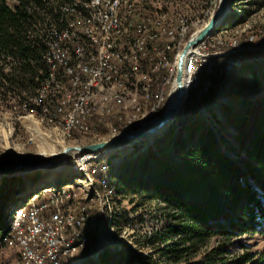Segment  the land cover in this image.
<instances>
[{
    "label": "rangeland",
    "instance_id": "1",
    "mask_svg": "<svg viewBox=\"0 0 264 264\" xmlns=\"http://www.w3.org/2000/svg\"><path fill=\"white\" fill-rule=\"evenodd\" d=\"M217 5L216 0H140L141 8H138V10H144L145 8V11L149 12L150 10H154V8H160L162 12L152 13L150 19L151 21L155 20V22L151 24L149 32L138 33L131 31L121 37H117L120 39L115 44V55L123 53V50L130 49L126 45H133L138 40L142 45L141 52L146 55L145 57L138 56L141 59L140 62L143 67L149 71L153 67L154 79L159 78L160 71L164 72V77L159 83V86L164 82L165 90L160 92V88L158 87L156 96H163V100L156 105L157 108L159 107L162 110L164 102L168 97L167 92L172 87L175 75L174 63L186 41V36L190 35L193 30L203 27L217 8ZM160 20L166 23L157 24L161 22ZM214 30L205 35L202 38V42L212 43L214 46H220V48H240V50L229 49L223 52H212L209 57L207 55L202 56L197 61L195 55H191V79L199 82L203 76L202 80L204 82H211L209 89L213 88L214 90L216 87L218 91L209 102L199 105L195 113L199 119H202L204 124L214 128L215 131H221L227 141L228 147H233L235 141L233 134L235 131L226 118L231 116L233 112L241 113L245 104L257 105L264 99V0L232 1L221 23ZM147 35L152 36V38H147ZM154 40H156V43ZM146 41L155 43V46L158 42L159 44H163L160 61H157V56H154V52L147 50L145 45ZM90 48L89 46L84 47L85 54L82 58L83 63L84 61L91 60L89 54ZM92 49L95 50L94 48ZM133 49L135 50V48ZM245 50H252V52L247 55L245 53L234 55V53ZM195 52H199V48ZM91 54L93 57L94 53ZM239 56L243 57L239 58ZM76 58L78 57H70L71 63H74ZM242 59L245 61L243 62ZM92 61H94L93 58ZM222 62H225L223 66H221ZM85 64L93 67L92 62H85ZM196 65L201 67V72L204 71V75L199 71H195ZM215 68H217L218 76L213 75L211 77L212 69ZM218 68H220L219 72ZM212 84L214 87H212ZM125 85L128 88L129 82L125 83ZM35 90L34 92L26 90L21 92L19 97H22V99L17 98L16 94H4L2 91L0 92V167L12 164L13 161L24 157H37L41 153L48 155L49 151H60L63 146L73 147L111 140L127 132L109 133L105 134L103 139L98 137L95 140H89L79 135H71L65 132L57 123L44 125L42 121L43 114H37L33 110V115L24 117L35 123L32 126L31 132L35 141L29 143L27 140H30L32 136L29 135V130L25 129L28 120H13V117L24 115L23 107L17 110L10 107L20 105L19 103L26 97L32 96L33 98V94L36 92ZM59 93H62L61 89H59ZM62 98L63 96L59 95L61 104L63 103ZM108 99L104 105L106 108L109 107ZM78 101L79 99L72 100L71 96H65L64 106L62 105L60 108L62 113L58 112L60 116L57 119H62L65 117V113L72 111L74 104ZM88 102H91V99H88ZM67 106L70 107V110L66 108ZM132 106H126L125 108L121 106L120 109L112 106L110 111L102 107L106 112L104 118L107 117L105 124L111 123L109 117H114V115L116 117L125 115V118L130 119L133 123L144 121L145 124L150 119L157 118L158 114L156 112L153 113V111L150 112V109H142L138 114ZM262 107L264 108V105ZM90 113L94 114L93 111ZM8 125L13 144L11 146L8 145V148H6V138H8L6 136L9 135ZM100 130L104 131L102 129ZM153 138L142 140L135 144L128 143L109 147L105 150L107 152L104 153L101 150L100 152L82 154L78 156V161L74 158L70 159L69 156L65 155L62 157V161L69 163V165L65 166V172H56L58 171L57 169L54 171L50 170L53 168L48 166L49 160H47L48 165L43 168L29 171L18 170L13 173L2 174L0 175V187L1 190L5 191L2 194L5 199L0 204V214L6 208L10 209L9 215H11V210L16 205H25L29 199L36 198L39 203H44V209L38 214V221L40 223L47 220L50 222L51 215L54 212L57 210H65H62L63 208H60L57 204L50 202V196L46 197V195L51 193L56 197L57 194L63 195L62 192H66L67 189L74 187L76 188L74 189V197H64L61 201L66 200V204L75 211L83 207L88 210L89 214L90 210L94 211V205H96L97 212L98 210L100 212V208H102V215L99 214L100 217L96 221L92 218L85 227L87 229L83 233L89 238V243L79 250L77 257H63L64 259H61L62 262L68 261L69 264H72L70 263L72 258L73 264H105L106 257L108 259V256H106L108 253L114 250L124 249L136 256L134 264H239L244 254H247L249 257V261L244 264L257 263V258L260 255H264V238L260 237L259 234L241 235L232 238L229 242L222 241L219 238H212L208 244L201 247L195 253L185 254L178 259L172 253L165 254L163 252L168 247V242L158 246L148 242L147 236L149 232L157 228L161 223L160 218L150 207H145L135 212L130 211L127 214L128 220L121 221L119 219L121 222H119L118 226L115 227L113 225V220L116 218V215H120L123 209H129L127 200L117 196L114 177H112V183L109 184V188L111 189L109 195L104 196L102 192H98L96 189L99 186L96 181L104 179L106 171H102L103 173L98 179L94 178L95 174L93 172L100 171L104 165L99 163V166H97L96 163L98 162L92 160V163L95 162L93 167L90 161L86 163L85 160L91 158L93 155L101 154L102 156L110 158L112 163L117 166L119 161L127 157L129 153H136L144 149L145 144H148ZM50 148L54 150H50ZM83 158L85 159L82 160ZM79 160L82 161L81 169L78 168L80 164ZM83 177H90L92 179V183L94 184V186L92 185L93 189H90V187L82 183L81 178ZM53 180L58 181L57 185L52 186L55 187V191L49 192L50 190L47 189L48 192H45L46 187L50 185L49 182L52 184ZM57 186L64 187L57 189ZM80 188L84 189L85 193L90 194L89 196L92 199L90 197V199H83L84 194L80 191ZM96 193H98L99 199L95 198L94 195ZM21 199L22 201L18 202ZM24 211L27 213L28 209L24 208ZM108 223L109 226L113 227L112 231L108 229ZM125 223L129 226L124 225ZM114 229H117L119 232L116 234V230L114 231ZM71 230L72 228L69 226H64L61 229H54L52 233L54 237L59 236L60 233L67 236ZM86 232L88 233L86 234ZM51 240L54 241L55 246L58 245L59 238ZM89 245H91V250L88 248ZM7 247L10 249L0 246V264H21L15 250L8 245ZM42 252L43 250L37 252L39 258ZM137 256H141L142 258L139 259ZM44 260L43 258V262Z\"/></svg>",
    "mask_w": 264,
    "mask_h": 264
},
{
    "label": "trees",
    "instance_id": "2",
    "mask_svg": "<svg viewBox=\"0 0 264 264\" xmlns=\"http://www.w3.org/2000/svg\"><path fill=\"white\" fill-rule=\"evenodd\" d=\"M54 9L56 5L41 0H17L13 7L0 0V92L22 99L21 92L38 88L47 66L41 58L45 32L37 26L43 25L45 16L53 18ZM201 73L204 75V71ZM163 75L160 71L158 79L152 78L154 100ZM213 75L218 76L216 69ZM201 79L190 83L172 123L146 143L144 149L121 159L112 173L117 196L126 199L129 206L116 215L113 225L128 220L130 211L150 207L161 223L149 232L148 242L156 246L168 242L163 252L178 259L195 253L212 238L225 242L245 234L264 238V99L257 105L245 104L241 113L233 112L226 118L235 131L234 146L228 147L221 131H215L196 116L200 103L209 102L218 92L216 87L203 92ZM47 106L51 111L54 102ZM87 124L100 134L107 132L96 117H88ZM112 124L115 130L123 131V123L113 119ZM102 173L96 171L95 179ZM4 192L0 187V204L4 202ZM5 209L0 214V246L8 248L5 234L10 209ZM90 213L96 221V205ZM106 256L105 264H134L136 259L124 249ZM263 256L255 264H264ZM61 259L64 258L60 256L56 264H69ZM248 261L244 254L239 264ZM42 264L53 263L45 259Z\"/></svg>",
    "mask_w": 264,
    "mask_h": 264
},
{
    "label": "bare ground",
    "instance_id": "3",
    "mask_svg": "<svg viewBox=\"0 0 264 264\" xmlns=\"http://www.w3.org/2000/svg\"><path fill=\"white\" fill-rule=\"evenodd\" d=\"M6 1L10 6V1L13 0ZM41 1L56 5V9H54L55 16L53 18H50L49 16L48 27H46L45 20L43 25L37 26L39 27L40 32H45L42 39V42L44 43V51L41 55L42 61L46 63V53H50V44H54L56 32L57 40H61L62 49L64 51L61 52V59H59L60 47L52 48V61L46 63L47 71L44 74L38 88L35 90L36 92L33 94V98L32 96L26 97L19 103L20 105L10 107L15 110L20 107H23L24 109V115L13 117V120L27 119L24 117L33 115V112L35 111L37 114H43L42 121L44 125L57 123L65 132H68L71 135L76 134L89 140H95L98 137L103 139L104 135L109 133L115 134L122 133L123 131H127L125 133H128L134 129L145 128L148 125L150 127L156 126L158 123V117H155L153 120L150 119L147 124H145L144 121L133 123L130 119L125 118V115L122 117H116L115 115L114 117H109L111 123L106 125L105 121L107 117L104 118L106 112L102 109L103 107L107 111H110L112 106L120 109L121 106L125 108L126 106L133 105L132 108L138 114L142 109H150V112L153 111V113L156 112L157 114L155 107L163 100V96L161 97V95H157L155 100L152 98L151 82L154 72H152L153 67L150 68V71L145 70L140 62L141 59L138 58V56H146L141 52V42L137 40L136 43H139L137 45H135V43L133 45L127 44L126 46L130 47V49L123 50V53H119L118 55L114 54V49L116 47L115 44L120 39L117 37H121L122 35L133 31V23H131L132 13L137 12L138 8H141L140 0H103V5H96V16H94V14H90V5H94L95 0H82V3L81 0ZM232 1L234 0H228V8ZM216 2L219 3V0H216ZM77 13H80L81 15H78ZM151 16L152 13L148 15V20H143L141 30L138 31V33H146L150 31L151 24L155 22V20L151 21ZM46 17L47 16L44 18ZM160 21L161 22L157 24L166 23L165 21ZM73 26H75V29ZM76 29L80 31L85 38H89L88 46L91 47L89 54L92 57L91 53H94V56L92 57L93 60L99 61V66L96 67H90L85 64V70L81 79H79V74L77 73H79L80 67L83 63L82 58L85 54L84 48L82 56H75L78 58L75 59L74 63H71L69 56V54H74L76 52ZM212 31L215 30L213 29ZM147 38H152V36L147 35ZM122 41L125 42L124 40ZM154 42L156 43V40H154ZM155 43L150 41L145 42L146 48L149 52H154ZM133 48H135V50ZM198 48L199 45H194L190 48V52H195ZM240 57L243 56H239V58ZM176 61L174 63L175 71ZM191 67V55H188L182 65L183 74L181 83L184 89L192 76ZM69 73L71 75V83H68ZM102 75H111L112 80H105L102 82ZM128 82L129 87L127 88L125 83ZM75 83H77V86ZM66 87V96H71L72 100L79 99V101L74 104L72 111L65 113V117L58 120L57 117L60 116L58 112L62 113L60 108L62 105L64 106L65 103L63 102L61 104L59 95L64 96V89H66ZM159 88L160 92L165 90L164 82L161 83ZM59 89L62 90V93H59ZM171 89L169 88L167 92L168 97L164 102L163 109L170 108L176 100L177 84L174 83ZM184 95L185 94H183V96ZM107 98H109L108 108L104 106ZM88 99H91V102H88ZM48 102H54V106L51 111L47 106ZM66 108L70 110L69 106ZM92 111L94 114L90 113ZM90 116L96 117L97 120L102 123V126L107 129L105 134H100L99 131L92 129L90 125L87 124V118ZM113 119L123 123V131L115 130L112 124ZM34 124V122L28 120L25 126V129L29 130L30 136H32V126ZM8 134L9 135L6 136L8 137L6 138V148H8V145L11 146L13 144L11 141L9 125ZM33 141H35L33 136L30 140H27L29 143H33ZM67 147L68 146H63L60 151H49L48 155H43L41 153L37 156L44 160L41 167L43 168L48 165L47 160L56 159L57 156L61 154L62 157L67 155L70 159H77L78 156L82 155L80 151L76 149V146L70 147V149L66 151L68 153H64V150ZM109 147L113 146L104 148L102 153L107 152L105 150ZM50 150L54 149L50 148ZM84 159L85 158L82 160ZM92 160H96L95 162H101L104 165L100 171L106 170L107 174H105L104 179L96 181L99 186V190L98 188L96 190L98 192H102L104 196H107L111 192L109 184L112 183V173L115 171L116 166L112 163L110 158L102 156L101 154L93 155L85 161L87 163ZM13 163H17V160L13 161ZM79 163L78 168L81 169L82 161L79 160ZM94 163L91 164L93 167ZM67 165H69V163L66 162L62 164H55V166H52V171L57 169L58 171L56 172H65V166ZM41 167L31 166L28 170H36ZM93 174H95V172H93ZM81 180L85 186L93 189L92 185L94 186V184L92 183V179L90 177H83ZM57 182L58 181L56 180H53L52 184L49 182L50 185L46 187L45 192H48L47 189L50 190L49 192L55 191V187L52 186L57 185ZM62 187L64 186H57V189H61ZM74 189L76 188L72 187L71 189H67L66 192H62L63 195L57 194L56 197L51 193L46 195V197L50 196V202L57 204L60 208H63L62 210H65H57L54 212L51 215L50 222L48 220L42 223L38 221V214H40L44 209V203H39L36 198L29 199L25 205H16L11 210L5 240L7 245L15 250L22 264H42L43 258L53 264H56L60 256L73 258L76 254H78L79 250L83 246L89 243V238L86 237L81 229L85 228L89 223L88 221L92 220L91 213L89 214L88 210L83 207L79 208L78 211L72 210L70 206L66 204V200L61 201L64 197L73 198L75 193ZM80 191L84 194L83 199L90 197V194L85 193L84 189L80 188ZM95 195V198L99 199L98 193ZM90 198L92 199V197ZM24 208L28 209L27 213L25 211L23 212ZM99 214L102 215V208H100V212H98V217H100ZM109 218L111 219V217ZM64 226L72 228L70 233L67 234V236L60 233L59 236L54 237L52 231L57 228L61 229ZM107 226H109V223ZM112 228V226H109L108 229L112 231ZM55 238H59L57 246H55L54 241L51 240ZM42 250L43 252L40 254L39 258V254L37 252ZM72 258L70 263L73 264Z\"/></svg>",
    "mask_w": 264,
    "mask_h": 264
},
{
    "label": "water",
    "instance_id": "4",
    "mask_svg": "<svg viewBox=\"0 0 264 264\" xmlns=\"http://www.w3.org/2000/svg\"><path fill=\"white\" fill-rule=\"evenodd\" d=\"M228 8V0H219L217 8L211 14L209 20L206 24L194 31L188 39L185 41L176 61V71L172 83L177 84V97L174 104L168 109H162L158 113V123L154 127H150L149 125L145 128L141 129H134L128 133L119 135L108 141H99L95 143H90L86 145H78L76 149L80 151L81 154L91 153V152H98L103 150L108 146L120 145V144H135L142 140H147L153 138L157 133H160L164 130L165 127L169 123H171L176 116L180 107H182V103L186 97L188 91V83L186 84L185 89L182 85V65L186 60L187 51L193 47L196 43H198L205 35L210 33L219 23H221L222 18L225 16ZM172 90V89H171ZM209 90V89H208ZM207 90V91H208ZM206 92V91H203ZM183 94H185L183 96ZM203 103V102H202ZM200 103V105L202 104ZM70 147H67L64 152H66ZM44 160L40 157H24L17 160V163H12L8 165H4L0 167V175L5 173H13L18 170L29 171L28 168L33 167H41L42 162ZM46 167V166H45ZM42 168V167H41ZM52 170V169H50ZM10 219V215L8 216V220ZM89 250H91V245L88 246ZM88 255V254H87Z\"/></svg>",
    "mask_w": 264,
    "mask_h": 264
},
{
    "label": "built area",
    "instance_id": "5",
    "mask_svg": "<svg viewBox=\"0 0 264 264\" xmlns=\"http://www.w3.org/2000/svg\"><path fill=\"white\" fill-rule=\"evenodd\" d=\"M44 1H48V0H44ZM81 3H82V0H81ZM15 4H17V0L10 1L11 7H13V5H15ZM96 5H103V0H95V4L90 5L91 6V13L90 14H94V16H96ZM155 12H162V10L160 8H154V10H150L149 12H147V11H145V8H144V10H137V12L132 13V22L131 23H133V31H137V32L140 31L141 27H142L143 20H148L147 14L149 13V15H150L151 13H155ZM77 14L81 15L80 13H77ZM84 16H86V15H84ZM43 20H45L46 27H48L49 15L46 18H43ZM73 27L75 29V26H73ZM197 30L198 29H195V30H193V32L197 31ZM76 34H77L76 52L74 54H69L70 57L82 56L83 48L88 47L89 38H85L82 35V33L80 31H78L77 29H76ZM137 44H139V43H135V45H137ZM196 44L199 45V52H190V49H189V51L187 53V56L188 55H195L196 61L198 60V58H200L202 56L207 55V57H209L210 53H212V52H223V51H227L229 49L240 50V48H220V46H214V44H212V43H204V42H202V39ZM162 46H163V44H156V46L154 47V56H157V61L161 60V48H162ZM53 47H60V58L59 59H61V52L64 50L62 49L61 40H57V32H56L55 37H54V44H50V53H46V63L52 61L51 51H52ZM187 56H186V58H187ZM231 61H233V60H231ZM85 62H92L93 67L99 66V61H92V57H91L90 61H84V63H82V65L80 67L79 73H77V74H79V79H81V76L85 70ZM224 63L225 62H222L221 66H223ZM156 68H157V65H156ZM215 69H217V68H215ZM215 69H212V74L214 73ZM219 70H220V68H218V72H219ZM195 71L201 72V67L196 65ZM40 77L41 76H38L39 79H40ZM105 80H112L111 75H102V82ZM194 80L195 79H189L188 87H189L190 83H193V84L196 83V81H194ZM68 83H71L70 73H69V82ZM201 83H202V90L203 91H207L211 86V82H204L202 79H201ZM75 85L77 86V83H75ZM66 95H67V87H66V89H64V96L62 98L63 102H64V97ZM156 110H159V108L156 107ZM66 153H68V152H66ZM78 159H79V157H78ZM78 159L76 161H78ZM64 162L65 161H62V154H61V155L57 156L56 159H49V165L48 166L52 167V166H55V164H62ZM98 212H99V210H98Z\"/></svg>",
    "mask_w": 264,
    "mask_h": 264
}]
</instances>
